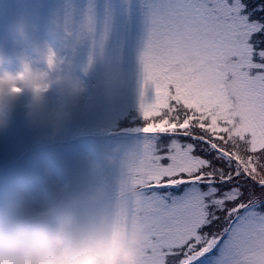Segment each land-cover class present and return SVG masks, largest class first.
Masks as SVG:
<instances>
[{
    "label": "snow or ice",
    "instance_id": "6c2138e0",
    "mask_svg": "<svg viewBox=\"0 0 264 264\" xmlns=\"http://www.w3.org/2000/svg\"><path fill=\"white\" fill-rule=\"evenodd\" d=\"M141 3L138 191L110 193L112 224L136 264H264V0ZM78 19L91 31L93 8Z\"/></svg>",
    "mask_w": 264,
    "mask_h": 264
},
{
    "label": "clouds",
    "instance_id": "9594fccd",
    "mask_svg": "<svg viewBox=\"0 0 264 264\" xmlns=\"http://www.w3.org/2000/svg\"><path fill=\"white\" fill-rule=\"evenodd\" d=\"M49 20L60 30V47L48 42L33 46L39 25L29 10L18 12L6 28L9 47L0 43V134L22 106L26 127L36 131L41 142L59 143L82 103L92 110L119 98L114 87L104 85L99 100L93 95L85 99V82L67 70L72 46L64 34L67 29L80 40L86 35L84 25L65 7V0ZM50 93L55 94L54 102L49 101ZM138 149L137 140L117 142L83 157L78 171L82 190L50 205L41 203L30 182H0V264H136L126 233L112 224L110 193L135 198L138 189L130 168ZM55 179L45 168L35 181ZM147 211L146 205L136 208L137 215Z\"/></svg>",
    "mask_w": 264,
    "mask_h": 264
},
{
    "label": "rangeland",
    "instance_id": "374dc122",
    "mask_svg": "<svg viewBox=\"0 0 264 264\" xmlns=\"http://www.w3.org/2000/svg\"><path fill=\"white\" fill-rule=\"evenodd\" d=\"M86 5L93 8L92 28L80 40H69L72 47L66 61L67 70L85 82V99L93 95L99 100L104 85L114 87L119 98L111 106L99 104L89 115L83 114L80 106L75 112L74 123L76 126L100 123L113 126L123 121L128 113L140 114L143 72L139 57L147 38L146 11L141 0H73L78 17ZM60 7L61 0H0V43L9 47L6 39L8 24L18 12L29 10L39 25L33 46L48 42L60 47L61 42L57 39L60 30L56 23L49 20L51 13ZM45 31L52 34L50 38H43ZM144 98L148 101L153 98L149 85L144 86ZM55 99V94L50 93L49 101L54 102ZM17 108L23 115V107ZM36 138V131L26 127L24 116L16 120L13 115L7 131L0 134V159L24 151ZM105 144L97 137H83L78 148L51 150V154L41 155L34 165L29 162L7 174L6 178L3 176L2 182L20 176L31 183L42 204L50 205L82 190L84 182L78 175L81 159L99 152ZM45 168L52 172L55 181H35Z\"/></svg>",
    "mask_w": 264,
    "mask_h": 264
},
{
    "label": "trees",
    "instance_id": "16d2710c",
    "mask_svg": "<svg viewBox=\"0 0 264 264\" xmlns=\"http://www.w3.org/2000/svg\"><path fill=\"white\" fill-rule=\"evenodd\" d=\"M126 125H130L132 127H137L140 125V114L128 113L126 117H124ZM257 166H264V156L257 157L255 160Z\"/></svg>",
    "mask_w": 264,
    "mask_h": 264
}]
</instances>
